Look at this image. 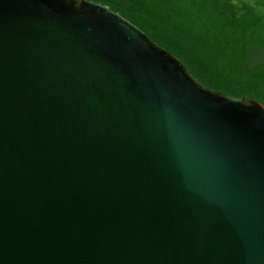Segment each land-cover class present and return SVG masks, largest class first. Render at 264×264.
Instances as JSON below:
<instances>
[{
  "label": "water",
  "instance_id": "water-1",
  "mask_svg": "<svg viewBox=\"0 0 264 264\" xmlns=\"http://www.w3.org/2000/svg\"><path fill=\"white\" fill-rule=\"evenodd\" d=\"M0 264H264V105L106 5L0 0Z\"/></svg>",
  "mask_w": 264,
  "mask_h": 264
},
{
  "label": "trees",
  "instance_id": "trees-1",
  "mask_svg": "<svg viewBox=\"0 0 264 264\" xmlns=\"http://www.w3.org/2000/svg\"><path fill=\"white\" fill-rule=\"evenodd\" d=\"M108 6L206 87L264 105V0H88Z\"/></svg>",
  "mask_w": 264,
  "mask_h": 264
}]
</instances>
